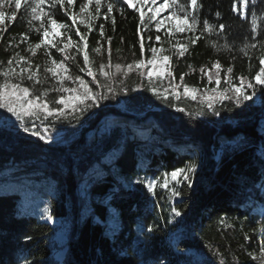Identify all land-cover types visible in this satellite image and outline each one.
<instances>
[{
    "label": "trees",
    "instance_id": "obj_1",
    "mask_svg": "<svg viewBox=\"0 0 264 264\" xmlns=\"http://www.w3.org/2000/svg\"><path fill=\"white\" fill-rule=\"evenodd\" d=\"M80 2L74 0L71 9L66 5L55 6V19L70 27L67 35H61L57 40L66 43L70 36L79 42L77 28L81 34L88 33L86 50L90 60L94 61L90 66L97 74L98 83H91L92 78L79 71V67H83V56L75 48L66 50L74 57L66 61V66L69 74L80 75L90 82L94 92L104 93L109 99L100 101L99 108L86 111L79 120L72 110L74 102L70 100L66 101L69 104L65 109L66 118L49 117L44 124L40 120H28V127L49 128L53 137L49 143L23 129L12 128L11 124L7 125L8 131H0V159L10 160L20 171L41 168L44 174L57 177L58 192L48 196L46 203L54 221H61V224L52 225L33 215L17 214L18 193H0V264H220L221 258L225 264H261L260 249L264 245V236L260 234L264 225V216L260 215L264 211V88L258 87L256 96L239 107L228 100L214 102L220 116L212 115L202 98L214 95L213 88L223 91L228 86L225 83L228 67L233 68L228 75L237 85V77L243 75L251 79L259 71V58L264 54V47H261L264 45V19L258 21V31L253 34L250 11L264 17V4L258 0L255 8L249 5L247 19H242L232 11L233 0H198L201 24L197 34L205 19L213 25L224 23L226 28L223 33L218 28L212 34L205 33L189 47L184 57L177 58L165 52L170 60L165 64L164 78L153 77L159 92L167 90L165 101L147 90V76L140 77L139 69L129 71L127 76L118 75L110 82L115 89V98H111L113 93L105 86L109 81L98 71L100 63H108L107 38L112 37L113 66L116 63L126 66L134 59L147 61L151 57L149 44L160 45L155 42L157 33L140 24L139 13L120 0H111L116 8L108 20L104 19L107 8L102 6L96 16L93 3L91 8L96 19L88 24L92 28L88 32V26L79 22L72 25L70 19L72 10ZM106 2L102 0V4ZM121 8L125 9L123 14ZM217 12L219 17H216ZM6 14L10 15V11ZM111 17L115 18L114 26ZM101 24L104 25L103 37L100 36ZM0 28L6 29L0 36L3 67H7V60L16 53L29 58L33 71L35 65L41 66L38 77L43 83L35 86L37 93L46 92V102L57 99L60 94L53 89L59 84L44 71L45 66H50L45 50L43 47L38 49L34 57L27 51L30 43L38 42L37 31L23 23L20 10H17L15 20H6ZM57 31L63 34L66 30ZM22 34L27 40L22 41ZM189 35L184 33L177 37H185L183 43ZM141 36L145 43L143 57L139 48ZM150 36L152 41L148 39ZM212 42L219 46L227 43L230 50L213 48ZM252 43L257 47L249 48L248 55H244L241 49ZM97 46H101L100 54L92 51ZM165 47L170 46L166 44ZM49 51L58 62L63 59L64 54L55 48ZM217 61L221 65L219 70L212 67ZM24 66L23 62L13 65L17 71ZM112 70L115 71L114 67ZM169 70L174 77L171 85L167 77ZM147 71L148 67L144 69L145 73ZM217 71L221 79L219 86L215 83ZM209 76L213 78L211 83ZM31 84L27 79L23 81V86L30 90ZM176 85L178 100L172 91V86ZM184 85L197 90L192 94L196 99L184 95ZM65 86L77 85L65 81ZM248 92L250 94L251 89ZM53 106L49 103V107ZM177 108H184V112ZM201 108L205 115H189ZM8 115L0 109V117ZM112 148L119 152L109 168L98 165V173L92 177L93 163H102ZM193 162L197 164V172L192 189L185 184H169V189L175 186L181 190L180 197L169 200V189L155 188L153 195L145 187L147 180L161 182L165 173ZM84 177L89 178L88 204L92 206L85 215L81 212L77 189ZM109 205L118 215L119 228L115 236L105 233L107 227L102 222ZM172 206L182 215L169 223ZM138 226L144 227L143 235H138ZM148 226H153L155 231L147 233ZM56 227L64 229L66 239L60 262L53 256L59 249L55 241Z\"/></svg>",
    "mask_w": 264,
    "mask_h": 264
},
{
    "label": "snow or ice",
    "instance_id": "obj_2",
    "mask_svg": "<svg viewBox=\"0 0 264 264\" xmlns=\"http://www.w3.org/2000/svg\"><path fill=\"white\" fill-rule=\"evenodd\" d=\"M121 3L126 4L128 8L135 9L136 12L139 13L140 24H144L146 13L143 11L145 5L149 4V0H120ZM260 3L264 4V0H259ZM23 3L26 5L29 10V14L31 19L28 21L30 24L34 21H39V28L36 30L39 34V40L37 43L29 44L27 51H29L32 56H36L37 50L43 49L45 50V55L48 57V63L50 66H45V73H50L52 77L56 78L59 87H55L53 90L59 93L57 99L54 101L46 102L44 96H46V92L37 93L36 85L43 83V81L38 77V71L40 69V65H35V71H33V65L29 58L16 53L13 57L7 60V67H3L2 62H0V109H4L7 113H10L11 116L15 117V121L18 122L19 128H22L25 133H30L32 136L38 137L39 140L44 141L45 143H49L52 141L53 137L50 134V130L48 127H44L43 130L33 125V127H28L27 121L30 119L40 120L41 124H44V121L48 120L49 117L53 119H60L61 117L66 118L65 109L69 107V104L66 101H73L72 110L76 113V119L79 120V117L83 115L86 111L92 108H99L100 101L109 99V96L104 93L94 92L93 89L89 86L90 82L86 81L80 75H71L69 74V68L66 66V61L69 59H74V57H70L67 54L68 49L75 48L77 53L82 54L83 56V67H79L80 72H86L88 77L92 78L91 83H98V77L96 72L93 70V67L90 66L94 63L93 60H90L89 52L86 50L88 48L87 43V35L88 33L81 34L79 28L76 29V35L79 36V42L74 41L69 36L67 42L65 43L62 39L57 40V37L61 35H67V31H70V27L64 23H58V21L53 18V15L50 11L45 10L47 4H50L51 7H55L57 4L64 6L65 0H23ZM95 4V13L96 16L100 14V10L102 6L107 8V12L104 14V19L108 20L111 16L113 10L116 8V5L111 2V0H107L106 4H102V0H87L86 3L82 4L79 8L78 14H72L70 19L72 21V25L77 23V17L80 14L88 13L86 26L92 21L96 19V16L92 15L89 10V6ZM258 3V0H233L232 11L238 12L239 16L242 19H247L245 12L241 11L240 8L248 9L249 5H252L255 8V5ZM73 0H67V5H72ZM157 4V0H151V5L148 7V12L151 13L148 16L149 22H155V30L157 35L155 36V42H161V36L159 35L161 28L166 27V31L164 33L166 42L170 45L168 49L161 47H157L155 43L149 44V51L151 52V57L145 61L143 58L134 59L132 63L127 64L126 66L121 65L120 63H116L114 66L111 62V40L112 37H108L109 43V59L108 63H100L99 64V74L102 75L105 80L109 81L107 85L109 92H112L113 95L111 98H115V89L111 86V81L116 79L118 75L127 76L128 72L133 69H139L138 75L140 77L147 76L148 85L147 90L151 91L153 95L157 97V99H164L167 101V90L164 93H160L158 91L157 85L153 82L154 73L157 71L158 63L161 65V70L158 72L161 79L164 78V73L162 71L163 65L167 64L170 60L169 55H165L163 53L169 52L172 55L179 57H184L185 53L189 51L190 46H194L198 40L205 33L212 34L219 29V32L223 33L226 25L224 23H219L218 25H213L207 19L203 20L202 30L198 29L201 24V20L199 18V11L201 8L198 0H164L163 4L160 7H155ZM14 5V8H13ZM22 0H0V26L5 25V21H13L17 17V10L21 9ZM10 9V15L6 14L4 11L5 8ZM163 7H167L170 9V12L167 16L162 19H157V17L161 13V9ZM121 14L125 11V9H119ZM251 15V31L253 34H256L258 31V21L264 19L257 14L256 11H250ZM220 13H216V17H219ZM112 18L113 26L115 25V18ZM84 22V21H82ZM57 29H65V33H60ZM5 28H0V36H2ZM42 30V31H41ZM92 28L88 26V32H91ZM140 28L138 26L137 33L139 34ZM190 33L191 35L186 37L185 42H181L180 40H176L173 43V39L178 34ZM100 36H104V25H100ZM123 39V38H121ZM149 41H152V37H148ZM27 40V36L22 34V41ZM99 45V41L97 42ZM63 44V47L60 46ZM212 47L217 48L223 47L224 49H229V45L225 43L222 46L217 45L216 42H212ZM257 45L255 43L245 45L244 49L241 51L244 55H248L249 48H256ZM264 47V45H261ZM55 48L57 52L64 54L63 59L59 62L52 58L50 49ZM139 48L141 57H143L145 50L144 38L141 36L139 40ZM92 51L96 54L101 53V46H97L92 49ZM120 51L119 49L117 50ZM160 54V55H158ZM14 62L16 65H20L22 62L25 65L24 67H20L19 71L16 70V67H13ZM259 63L261 67L256 74L249 79L247 76H239L236 79L239 81V85L233 82V79L230 75L233 72L232 67L227 68V74L225 76V83L228 85L223 88V91H220L218 88H213L211 91L214 95H205L202 98V103L207 104V109L214 116H220V111H218L214 107V102L219 101L223 102L225 100L231 101L234 103L236 107H239L245 101L252 100L253 97L257 94V88H264V54H262L259 58ZM148 71L145 73L144 69L148 66ZM115 69L113 71L112 69ZM213 68L219 70L221 65L219 61L215 62L212 65ZM203 71V69H202ZM167 77L169 78V84H172V80L174 79L173 73L171 70L167 72ZM27 79V81L32 82L31 90L27 86H23V81ZM181 81H183V75L180 77ZM209 82L212 81V76L208 77ZM15 81V82H14ZM65 81H71L72 84L77 85L76 87H67L65 86ZM216 85L221 84L220 72H216L215 78ZM176 86H172V91L175 94V98L178 100L179 94H176ZM251 89V93L249 94L248 90ZM123 90V89H122ZM31 91V98H30ZM197 90L195 88H190L187 85H184V95H192ZM63 93H71V95H63ZM192 99H196L195 95H192ZM49 103H52L53 107H49ZM63 105V107H60ZM179 112H184V108H177ZM205 111L203 108L199 109L196 113H189V115H197L203 116L205 115ZM27 118V119H26ZM8 124H11L12 128L16 127V123L10 121L9 117H0V131H8ZM197 172V164L195 162L186 165L185 167L178 168L170 173L164 174V181L161 185L164 189H169L170 182H174L176 186L185 184L188 189H192L193 187V177ZM170 177V179H169ZM139 183H143V181H138ZM148 192L155 195V187L156 181L151 180L147 184H145ZM264 187V185H262ZM170 190L169 200H173L182 195L181 190L178 187H172ZM112 214V218L116 221L117 215L115 210L110 209ZM47 219L52 220L53 216L51 212L46 210ZM172 220L168 221L171 223L175 218L180 217L182 215L181 211L178 210L175 206L171 207ZM261 216H264V211L260 213ZM221 223H224L222 220ZM231 226V225H230ZM112 235H116V231L113 228ZM138 235H143L145 229L143 226H138ZM147 233L151 234L155 231L153 226H148L146 229ZM261 236H264V225H262ZM247 239V235L245 237ZM147 242V241H145ZM211 247V246H209ZM214 255H218L214 253ZM253 259H257V257H253ZM259 259L261 264H264V245L261 246ZM220 264H225L223 258L220 260Z\"/></svg>",
    "mask_w": 264,
    "mask_h": 264
},
{
    "label": "rangeland",
    "instance_id": "obj_3",
    "mask_svg": "<svg viewBox=\"0 0 264 264\" xmlns=\"http://www.w3.org/2000/svg\"><path fill=\"white\" fill-rule=\"evenodd\" d=\"M86 2L87 0H81L80 5H78L76 9L72 10V14H78L80 6ZM133 2H135V0H133ZM163 2L164 0H157V4L155 5V7H160L163 4ZM65 5L69 9H71L72 5H67V0H65ZM91 6L92 5L89 6L88 11H90L92 15H94V12L92 11ZM150 6H152L151 0H149V4L145 5L143 8V11H145L146 13L144 25L146 29H151L153 31H156L155 22L148 21V16L151 15V13L148 12V7ZM13 8H14V5H13ZM54 8L55 7H51L50 4H47L45 7V10L50 11V13L53 15V18H55ZM240 10L245 12V15H246V9H243L241 7ZM4 11L8 12L10 11V9L6 7ZM169 12H170L169 8L163 7L157 19L159 20V19L164 18L165 16L169 14ZM236 13L238 14V12ZM20 15L25 25H28L30 28H32L35 31L39 28V23H40L39 21H34L31 24L28 22L31 19V16L29 14V10L27 9L26 5L23 3V0H22L21 9H20ZM87 15H88L87 12L84 14L78 15L77 22L81 23L82 25H86L85 22H87ZM165 31H166V27L161 28L160 33H159V35L161 36V42H159L160 45L157 47H161L162 45L163 48L167 49L165 45L166 44L169 45V44L166 42V38L164 35ZM184 39L185 37L178 38L176 35L175 38L173 39V43H175L176 40L182 41ZM148 68H151V66L149 65ZM160 70H161V65L158 63L157 71L156 73H154L153 77H157V76L160 77V75L158 74ZM162 71L163 73H165V65H163ZM160 93H164V91ZM8 114H9L8 117L10 118V121L13 123H16L15 128H19L18 122L15 121V117L11 116L10 113ZM19 129H22V128H19ZM58 135L59 133L56 134V136ZM116 152L118 153L119 149L116 150L112 148L106 153L107 156L104 158V160H102V163H95V164L93 163V165L91 166V170H90L91 172H93L91 176L95 177L97 175L98 165L101 167V164H103L102 167L104 166V167L109 168V165L111 161L114 159ZM151 180L152 179L147 180V183ZM155 181H156L155 188H158V187H161L164 180L160 182L157 179H155ZM172 183L174 182H170V184ZM58 184H59V181L56 176H53L50 174H44L41 168H33L29 170L20 171L14 164L10 163V160L6 158L0 159V193H4V192H17L18 193L19 197L15 205V212L17 214L33 215L37 217L40 221H48L52 225H55L56 222L61 224L60 220H57L56 222L53 220H48L47 213H46V210H48V204L46 203V199L48 198V196L54 195L58 192ZM89 184H90L89 178L84 177L79 182L78 188H77L79 196H80L81 212L83 215L86 214V211L88 210V208L92 209V206L88 204ZM110 209L115 210L116 212V209L114 207L110 205L107 206V212H106L107 215H106L105 221H102L107 227L105 229V233L109 235L112 233L111 230L113 228L115 229V231H117L119 228L118 219L116 221L113 220ZM116 215H117V212H116ZM117 218H118V215H117ZM55 229L56 231H58V235L56 236L55 241L59 249L55 251L53 256H54L55 261L60 262L63 257L64 250H65L64 248H65L66 239H65V233H64L63 228L56 227Z\"/></svg>",
    "mask_w": 264,
    "mask_h": 264
}]
</instances>
